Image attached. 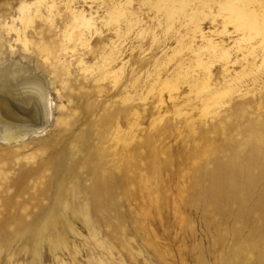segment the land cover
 <instances>
[{"label": "rangeland", "instance_id": "1", "mask_svg": "<svg viewBox=\"0 0 264 264\" xmlns=\"http://www.w3.org/2000/svg\"><path fill=\"white\" fill-rule=\"evenodd\" d=\"M50 1L0 0V88L41 81L45 122L0 118V264H264V61L164 84L196 25L262 55L264 0Z\"/></svg>", "mask_w": 264, "mask_h": 264}, {"label": "bare ground", "instance_id": "2", "mask_svg": "<svg viewBox=\"0 0 264 264\" xmlns=\"http://www.w3.org/2000/svg\"><path fill=\"white\" fill-rule=\"evenodd\" d=\"M42 2L43 3L49 2L48 4L52 3L53 5V1L51 2L50 0H41V3H40L41 5H43ZM242 2L247 3L248 1L247 2L242 1ZM220 5H222V3ZM49 7H52L51 4ZM20 10L24 11L23 7L20 8ZM238 11H240V9ZM26 17H31V16L29 15L24 16L23 19H25ZM170 18L172 19L174 17L170 16ZM178 21L179 20L176 19L171 24L175 25L176 23H178ZM192 23H193V20L192 21L190 20L189 22L187 21L186 25L184 23L183 25H181V27H188L189 25H192ZM229 23L233 24V20H231L228 17V20H224V24H229ZM90 24H91V21H88L87 19H84L82 23L80 22L82 29L87 28V26H89ZM242 24H243L241 26L242 28L239 29L241 30V33L238 31L239 32L238 35L235 38H233L234 46H232L236 48V46L238 45V52H241L242 55L235 56V58L233 59H231L232 54L230 53V48H228L229 45H225V42H219V40L217 41L213 39L212 34L204 33V31L200 29L199 25L195 26V31H192V33L182 35L180 37L179 43L183 42V40L186 37H188L189 42L187 43V45L190 46L189 48L192 50L191 51L192 55H189L188 57L186 56L183 57L181 60H179L176 63V65L171 70L169 69L165 71V74L167 76H166V80L164 81V84H168L169 83L168 81L170 80V78L179 76L180 72L183 71L184 69H187L188 66L191 68V66L195 63L201 66H206V62H207L206 60L212 61V60H218L219 58L220 60L218 61L223 62L221 64V67L223 69L228 70L229 68L240 65V68L242 69V71H245L251 66H256L257 63L255 61L256 59H260V57L264 61V55H263L264 49L262 51V55L251 52V50L255 48V45L252 43V36H250L248 33L242 32L245 30V27H246L244 23ZM248 29L250 28L248 27ZM16 31L18 34H21L20 30H16ZM90 31L91 30H88L86 32H90ZM84 35H85V30H82V32L78 35V38L82 39ZM194 46H197V48ZM212 64H213V61H212ZM240 72L241 71H237V70L234 72L228 71L227 76L223 78V81L221 83L212 84L213 82H211L210 87L214 86V89H213L215 91L214 94L220 93V91L223 90L225 86L229 85L236 78H238ZM193 73L194 74H192L191 76H189L190 74L188 73L190 80H188L187 83H189L191 86L197 85L198 83H201L206 80L212 81L213 77L215 76L211 67L201 72H196V70H194ZM162 75H164V73ZM161 79L162 77L158 76L156 77L155 81L158 82V80L160 81ZM20 86L23 88L21 91L17 90L16 87L14 86L5 90L7 92H4L0 88V118L5 123V125L8 126V129H7L8 132L6 133L5 136H3L2 140H6L10 142L19 141L20 139L27 137L31 133L37 134L45 130V122L42 121L43 117H42L41 107H40L41 105L40 98L42 99V93H43V86H42L41 81L35 80V79H28V80L23 81L20 84ZM25 86H28V87H25ZM178 90L179 88L171 91V92L177 91L176 94L170 93L169 97L171 100L179 99V97H177V93L179 92ZM27 122L32 123V125L29 128H25V129L20 128L21 126H23V124H26Z\"/></svg>", "mask_w": 264, "mask_h": 264}]
</instances>
